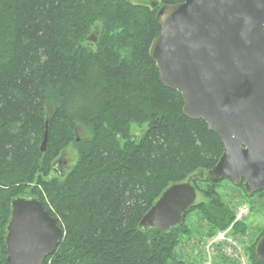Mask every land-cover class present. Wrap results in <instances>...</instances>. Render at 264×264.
Listing matches in <instances>:
<instances>
[{
  "label": "trees",
  "instance_id": "16d2710c",
  "mask_svg": "<svg viewBox=\"0 0 264 264\" xmlns=\"http://www.w3.org/2000/svg\"><path fill=\"white\" fill-rule=\"evenodd\" d=\"M182 1L0 0V264H8L6 226L21 194L41 197L64 231L43 264H171L190 232L184 220L169 231L139 222L187 178L211 199L189 212L213 229L234 221L220 194L200 185L212 180L220 136L184 114L149 55L158 7ZM96 19L104 25L94 42ZM79 126L91 136H77ZM72 144L78 157L61 175L55 163Z\"/></svg>",
  "mask_w": 264,
  "mask_h": 264
},
{
  "label": "water",
  "instance_id": "95a60500",
  "mask_svg": "<svg viewBox=\"0 0 264 264\" xmlns=\"http://www.w3.org/2000/svg\"><path fill=\"white\" fill-rule=\"evenodd\" d=\"M161 28L149 48L162 83L179 92L183 112L204 120L224 145L208 171L231 179L249 195L264 189V0H184L161 6ZM98 33V31H96ZM89 40H97L91 35ZM49 129L41 150L47 149ZM60 164V159L55 163ZM203 178L204 171L194 175ZM197 200L191 181L166 188L142 216L139 227L169 231ZM5 244L8 264H43L64 235L41 197L11 201ZM264 264V234L256 245Z\"/></svg>",
  "mask_w": 264,
  "mask_h": 264
},
{
  "label": "rangeland",
  "instance_id": "374dc122",
  "mask_svg": "<svg viewBox=\"0 0 264 264\" xmlns=\"http://www.w3.org/2000/svg\"><path fill=\"white\" fill-rule=\"evenodd\" d=\"M132 2L150 8H154L152 6L154 3L160 5V0H132ZM103 25V20L96 19L88 38L93 35L98 40ZM76 131L77 136H91L90 130L85 126H79ZM77 157L76 146L72 144L62 155V160H67L72 166ZM61 171L65 175L69 170L65 167ZM34 185L35 183L22 188V193H30ZM200 185L206 190L220 194L227 207H230L231 212L235 214L234 221L224 228L213 229L210 227L213 225H209L210 223L203 217L195 212H189L191 214L188 213L185 217L183 229L190 228V232H186L177 245L176 259L171 264H255L256 245L264 233V191L255 192L250 196L243 185H235L230 179H212L200 182ZM210 200L204 192L197 191L194 205L199 202L210 205Z\"/></svg>",
  "mask_w": 264,
  "mask_h": 264
},
{
  "label": "flooded vegetation",
  "instance_id": "af4514ba",
  "mask_svg": "<svg viewBox=\"0 0 264 264\" xmlns=\"http://www.w3.org/2000/svg\"><path fill=\"white\" fill-rule=\"evenodd\" d=\"M63 155V154H62ZM62 155L58 158V159H60V164H57V167H56V169L57 170H62V168H65V167H67V169L69 170V168L71 167L69 164H68V161L67 160H62ZM61 164H62V166H61ZM64 164H65V166H64ZM60 166H61V168H60ZM60 168V169H59ZM60 170V174L61 175H64V173H62V171Z\"/></svg>",
  "mask_w": 264,
  "mask_h": 264
},
{
  "label": "bare ground",
  "instance_id": "6f19581e",
  "mask_svg": "<svg viewBox=\"0 0 264 264\" xmlns=\"http://www.w3.org/2000/svg\"><path fill=\"white\" fill-rule=\"evenodd\" d=\"M260 191V190H259Z\"/></svg>",
  "mask_w": 264,
  "mask_h": 264
}]
</instances>
